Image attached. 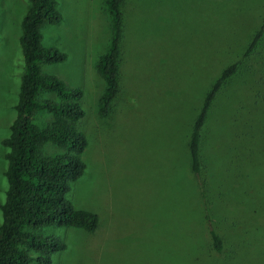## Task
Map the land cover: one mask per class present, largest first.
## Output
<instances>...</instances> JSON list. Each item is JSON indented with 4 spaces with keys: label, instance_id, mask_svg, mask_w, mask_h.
Listing matches in <instances>:
<instances>
[{
    "label": "rangeland",
    "instance_id": "374dc122",
    "mask_svg": "<svg viewBox=\"0 0 264 264\" xmlns=\"http://www.w3.org/2000/svg\"><path fill=\"white\" fill-rule=\"evenodd\" d=\"M28 5L0 0V204L7 188L3 140L16 114L20 23ZM57 8L62 19L43 27L42 42L66 59L42 72L83 92L89 167L70 183L67 198L96 213L99 224L93 233L42 229L66 245L52 264H215L201 249L205 213L236 242L218 264H264V38L218 94L204 127L203 157L212 168L205 190L214 205L199 199L182 147L204 93L259 27L264 0H125L121 95L102 123L96 108L104 84L94 66L111 34L106 5L57 0ZM256 61L253 74L247 65ZM247 85L252 92L240 98L236 89ZM35 121L45 126L50 117L39 112ZM42 151L60 152L51 144Z\"/></svg>",
    "mask_w": 264,
    "mask_h": 264
},
{
    "label": "trees",
    "instance_id": "16d2710c",
    "mask_svg": "<svg viewBox=\"0 0 264 264\" xmlns=\"http://www.w3.org/2000/svg\"><path fill=\"white\" fill-rule=\"evenodd\" d=\"M28 1L20 23L23 71L14 106L16 114L9 126V135L3 140L8 152L4 171L7 188L0 204V264H52V255L65 249L66 245L59 238L42 235V229L55 225L93 233L99 224L96 213L76 207L67 198L70 183L78 180L88 166L83 160L90 137L81 128L85 115L81 105L83 92L80 88L67 86L56 75L42 72L43 65L66 59L65 53L46 47L42 42L43 27L57 24L62 15L57 0ZM124 1L104 0L111 34L105 52L97 58L94 66L104 84L96 108L97 120L101 123L109 121L121 95L120 44L124 33ZM263 38L264 15L241 55L220 70L204 93L184 138L186 170L194 178L199 199L207 207L215 203L205 190L212 168L208 171L210 167L203 157L204 127L218 94L236 75L239 65L250 59ZM258 63H249L248 71L255 74ZM240 89H236L240 98L252 92L251 85ZM238 100L239 96L235 101ZM39 112H46L50 117L45 126L35 121ZM46 144L55 146L60 152L44 154L42 149ZM203 219L205 227L201 238L206 240V247L201 248L202 253L210 262L218 264L231 254L236 242L230 240L226 231H221L216 223L219 220H209L206 213Z\"/></svg>",
    "mask_w": 264,
    "mask_h": 264
}]
</instances>
